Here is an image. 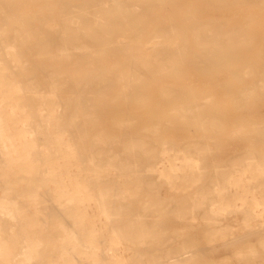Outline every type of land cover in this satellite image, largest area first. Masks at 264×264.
<instances>
[{"label": "bare ground", "instance_id": "1", "mask_svg": "<svg viewBox=\"0 0 264 264\" xmlns=\"http://www.w3.org/2000/svg\"><path fill=\"white\" fill-rule=\"evenodd\" d=\"M26 1L40 0H0V264H196L199 257L183 247L170 256L154 249L152 258H141L138 245L149 227L135 205L125 201V189L136 188L140 178L138 154L113 152L109 140L99 134L89 136L98 120L94 110L105 107L99 94L114 80L103 68L77 74L74 68L63 67L79 60L95 61L108 50L127 51L126 41L137 38L143 29L137 14L153 17L158 6L184 0H85L80 6L70 4L71 0H46L51 5L37 10L25 9ZM200 1L222 7L250 3L264 15V0ZM55 11L56 20L49 16ZM156 23L145 42L152 49L149 56L134 60L135 72L115 75L116 80H125V89L117 97L144 100L146 95L138 88L142 76H157L189 55L191 65L203 70L257 63L259 70L250 76L264 86V34L259 36L262 52L243 57L242 50L231 47L235 38L224 35L227 24L211 29L195 22L190 26L194 41H186L178 35L183 29L178 28L182 33L177 34L167 24ZM242 29L237 27L236 32ZM172 32L179 37L173 38ZM122 112L109 114L119 129L132 121ZM203 117L213 120L215 116L204 113ZM164 119L153 114L144 126L162 127ZM132 140L127 150L135 148ZM178 160L173 156L172 161L162 160L151 168L169 180L197 167L195 161ZM249 164L253 171L264 168L258 162ZM217 175L199 186L211 187L214 196L198 213L216 221L228 208L245 210L260 220L251 233H264V195L258 192L264 183L251 184L249 177L233 176L223 195L231 203H221L215 199L221 187L211 185ZM188 202L187 197L179 199ZM146 207L143 202L142 217L147 215ZM159 225L153 224L151 231ZM162 234L147 236L161 238ZM116 245L122 247L116 250ZM207 252L209 247L199 253Z\"/></svg>", "mask_w": 264, "mask_h": 264}, {"label": "rangeland", "instance_id": "2", "mask_svg": "<svg viewBox=\"0 0 264 264\" xmlns=\"http://www.w3.org/2000/svg\"><path fill=\"white\" fill-rule=\"evenodd\" d=\"M84 1L71 0L70 4L80 6ZM50 3L46 0L32 4L26 1L24 8L37 10L47 8ZM231 9L240 10L231 14ZM49 16L56 20L57 12ZM135 17L143 29L137 38L126 41L127 51L108 50L95 61L79 60L66 63L63 67H72L77 74L97 72L103 68L107 77L114 80L99 94L100 104L105 107L94 110L98 120L89 136L99 134L106 138L113 152L138 154L136 160L140 178L135 181L138 184L136 188L125 189V201L135 205L140 219L145 220L149 227L138 245L143 251L140 252L141 258H152L154 249L170 256L183 247L199 257L196 264H264V233H251L259 224V219H253L245 210L231 208L216 221L207 220L206 213H198L208 206L214 196L211 187L202 190L199 186L214 173L218 175L211 185L221 187V194L215 197L221 203H231L224 197L227 181L233 176L249 177L251 184L253 181L264 183V168L253 171L249 164H264V86L255 83L250 76L259 70L257 63L229 67L213 65L203 70L191 65L189 55L157 76H142L138 86L146 95L142 101L117 97L116 94L125 89V80L120 78L118 81L115 76L135 72L134 60L149 56L152 49L145 46V42L156 28V22L167 24L168 29L173 28L172 31L177 34L182 33L178 28L183 29L184 32L178 35H183L186 41H194L190 26L195 22L201 24L200 28L211 29L217 24H227L229 27H225L224 35L235 38L231 47L242 50L243 57L255 56L262 52L259 36L264 34V15L250 3L235 2L222 7L200 0H184L158 6L153 17L141 14ZM237 27L243 28L240 33L236 32ZM177 34L172 37H179ZM209 46L219 51L214 44ZM91 67L95 69L90 70ZM115 110L123 111L122 114L132 121L125 122L122 129L113 126L109 114ZM204 113L215 117L206 120ZM153 114L164 116V125H153L147 129L145 122ZM224 115L228 117L226 122L219 117ZM234 115L240 118L235 119ZM174 120H180L181 124L174 123ZM259 132L262 136L256 138L255 134ZM131 139H135L132 141L136 146L127 150V142ZM173 156L179 160L195 161L196 169L186 170L182 177L169 180L152 170L151 166L156 162L172 161ZM258 192L264 195L263 188ZM185 197L189 202L179 203V199ZM143 202H147V215L144 217ZM155 223L160 225L151 231L150 227ZM152 232L163 234L161 238L147 236ZM121 247L116 245L114 249ZM206 247L210 248V252L200 255V250ZM86 264L93 262L86 261Z\"/></svg>", "mask_w": 264, "mask_h": 264}]
</instances>
